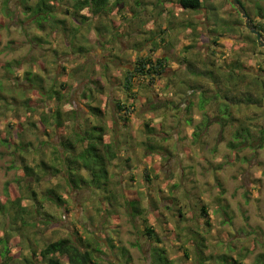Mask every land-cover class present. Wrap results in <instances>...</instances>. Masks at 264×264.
Wrapping results in <instances>:
<instances>
[{
    "label": "rangeland",
    "instance_id": "rangeland-1",
    "mask_svg": "<svg viewBox=\"0 0 264 264\" xmlns=\"http://www.w3.org/2000/svg\"><path fill=\"white\" fill-rule=\"evenodd\" d=\"M34 1L0 0V264H48L42 249L65 237L83 246L99 239L100 264H157L160 258L150 255L159 257L160 246L174 264L206 258L204 264H224L217 256L227 252L243 256L247 264H264L258 261L264 253V55L230 0H204L207 8L198 9H182L176 0H124L108 16L90 17L74 44L71 34L54 31L52 23L38 27L36 15L26 8ZM243 1L253 17L255 7L264 6V0ZM59 16L70 21L64 7ZM102 25L107 30H100ZM209 28L221 33L218 45L214 35L219 33ZM148 54L168 56L172 67L152 84L136 79L135 93L127 92V69ZM190 62L194 65L186 66ZM211 66L218 81L224 71L231 80L244 73L242 82L229 84L231 99L225 101L232 116L225 125L219 99L199 107L198 88H214L205 83L206 73L194 72ZM51 87L58 94L50 98ZM118 100L135 101L134 109L126 115ZM96 107L102 114L93 111ZM53 109H60L65 123L47 132L42 119ZM75 109L76 120L71 118ZM79 123L83 129L104 125L106 142L121 141L122 159L110 165L116 178L138 187L146 166L156 164V185L142 199L160 243L150 241L147 223L131 215L126 198L106 221L95 211L88 185L71 187L65 171L60 175L36 167L41 159L51 162V142L74 138L71 132ZM200 126L198 140L192 134ZM244 127L251 138L244 134V143L231 146ZM149 138L163 147L161 156L139 157ZM129 155L133 159L126 163ZM25 160L41 176L26 174ZM51 189L66 203L49 199ZM19 196L21 207L13 201Z\"/></svg>",
    "mask_w": 264,
    "mask_h": 264
},
{
    "label": "trees",
    "instance_id": "trees-1",
    "mask_svg": "<svg viewBox=\"0 0 264 264\" xmlns=\"http://www.w3.org/2000/svg\"><path fill=\"white\" fill-rule=\"evenodd\" d=\"M26 1V0H22ZM124 0H69L66 3L63 2V0H57L56 2L54 0H35L34 3L27 4V9H31L34 14L35 21L38 23V27L40 29H44L46 24L52 23V25L55 27L54 31L62 29L64 32H68L71 34L73 41H71L73 44L77 43L78 36L80 34L81 27L85 26L86 24H89L91 21L89 18H93V16H108L111 14L118 5L123 2ZM204 0H176L178 5L182 9L186 8H206V6L203 4ZM140 3V2H139ZM62 7L66 10L68 14H70V21L68 22L67 18H63L59 16V13L62 10ZM86 12H85V11ZM249 14H251V9L248 10ZM255 16H257L258 19L262 20L263 22L258 23L257 27L260 29L262 33H264V6H257L255 7ZM73 21V23H72ZM75 24V25H74ZM103 24V23H102ZM105 25H102L99 29H106L104 27ZM114 29L112 28V31ZM212 32H218L216 28H209ZM218 34L214 35V44H219V36L221 35L220 32ZM164 41V39H161ZM215 53V50H213ZM216 60L210 61V64H215ZM190 67L194 65V62H190ZM170 68L169 66V57L162 55V56H153L151 54H148L147 56H144L143 58H140L136 65L133 68L127 69V73L124 79V89L127 92H134V85L136 79H145L148 81L149 84L154 83V81L157 78H161L163 74L168 71ZM219 69V67H218ZM222 69V68H221ZM194 71V70H192ZM214 69H208L205 71H201L198 74H207L210 77L213 76ZM226 76V73L224 74ZM213 79H216V77H212ZM51 92V95L49 97H53L58 92H56L55 88L51 87L49 90ZM136 95V94H134ZM91 98V97H89ZM251 99V98H250ZM117 105L120 109L126 111V115H128L133 109L135 105V101L132 104H127L125 101L118 100ZM129 105V106H128ZM193 105V102L190 103L189 107ZM155 105H153L154 107ZM131 107V108H130ZM102 108L96 107L93 109L97 114H102ZM71 118L76 120L77 119V110H73ZM53 115L52 116H44L42 119V124L45 126V128H48L49 126L54 125V128H59L64 125V121L61 118V111L60 109L52 110ZM223 113V125L227 123V120L230 119L232 114L229 110V105L225 104L222 108ZM225 116V119H224ZM53 117V119H52ZM226 117L229 119L226 120ZM70 118V119H71ZM128 119V116L125 118V120ZM234 119V118H233ZM149 125V124H148ZM204 125H207L206 122H204ZM245 129L239 130L236 137V142H231V146L235 147L238 145H241V143H244L243 137L244 134L248 137L250 135L247 133L248 130L246 127ZM199 129L202 131V126L198 127V131L193 134V136L200 140L199 136ZM72 135L74 138H72L70 135L69 137H65L64 141L61 142V146L63 147V152L58 148V144L51 142L52 145V158L51 162H48L46 159H41L39 163H37L36 167L39 168V171H47V170H53L54 174H62V171L66 172V178L69 180V185L71 187H80L81 185H88L93 191L94 197V207L95 211L98 215H104L106 221L107 219L112 216L113 212L116 211V209H119V201L120 199L125 201V198L128 200L132 213L131 215L140 216L143 217V220L146 224V230L147 235L149 237H153L154 240H157V242L160 243L161 239L157 237L155 234V227L150 223V218L147 212V208L144 209L143 205V199L146 195V190L149 189L152 190L151 187H154L156 183H154L153 179L156 177L158 178V168L154 167L156 164L147 165L145 168L144 176L145 179L144 183H141L136 186H132L128 181L124 179H118L115 177V173H113L110 169V165L113 162V160L122 159L121 154V141H117L118 139L115 138L113 142L105 141V135L106 130L105 126L101 124H94L90 128L82 129L80 127H76L72 132ZM251 138V137H250ZM151 140V138H149ZM122 140H123V134H122ZM152 141V140H151ZM148 141L143 144L144 148L146 149L142 154L139 155V157H145L148 158L149 153H159L160 149L162 150L163 147L160 145L154 144L153 141ZM130 147L129 149H131ZM148 151V152H146ZM136 162H138L137 157H134ZM133 157L131 155L127 156L125 159L126 163H129L130 160H132ZM26 161V160H25ZM23 162V170L26 174H34V175H40L41 172H33L34 166L31 165L30 162ZM57 163H60L62 168H58ZM152 169V170H151ZM85 171V173L82 174L80 171ZM154 173H153V172ZM39 176V177H40ZM132 179H134V176H132ZM129 184V188L126 187L127 184ZM117 187H120V192H118ZM122 187V188H121ZM127 189V190H126ZM30 191V190H29ZM34 192V198L36 199V193L35 190H32ZM49 199H55L57 202H65L62 194H54L52 192V189L49 190L48 195ZM22 196L17 197L16 201H14L17 206L21 207V199ZM97 201L99 202V206L97 208ZM146 201L149 202V198L146 197ZM151 201V200H150ZM154 201H151L153 203ZM101 203V205H100ZM126 203V201H125ZM150 203V202H149ZM202 213L205 215L208 214V209L206 205L202 206ZM152 215V213H151ZM104 221V220H103ZM105 222H103L104 225ZM107 223V222H106ZM106 227V226H105ZM107 228V227H106ZM21 227L17 228L19 231ZM105 233V231H103ZM27 242L30 243L32 238L30 236L26 237ZM109 237L106 238L108 240ZM112 238L109 239V241ZM6 240L4 239L3 242ZM113 242V241H112ZM79 243V244H78ZM87 246L81 245L80 241L77 242V240H74L72 237H65L60 238L56 241H52L48 243L43 249H42V255L47 260L48 264H62V261H66L67 264H100L98 263V259L96 257V253L101 252L100 246H99V239L94 238L93 242H89ZM109 247H115V243L111 246V243L109 242ZM161 250L158 249L159 257H154L155 259H159L157 264H163V262H168L167 264H174L171 259H169L166 256V249L163 246H160ZM9 249V248H6ZM230 249L232 247L230 246ZM160 250V251H159ZM36 251L33 250L32 254ZM7 253V251H6ZM9 253V252H8ZM164 254V255H163ZM187 255V254H186ZM217 259H221V261L224 264H247L244 262L243 256L234 257L233 255L227 253H224L222 255H218ZM210 258H206L205 260L199 261L198 264H204V262ZM264 260V253L259 254L258 261L262 262ZM27 261V260H26ZM156 264V263H155ZM166 264V263H165Z\"/></svg>",
    "mask_w": 264,
    "mask_h": 264
},
{
    "label": "bare ground",
    "instance_id": "bare-ground-1",
    "mask_svg": "<svg viewBox=\"0 0 264 264\" xmlns=\"http://www.w3.org/2000/svg\"><path fill=\"white\" fill-rule=\"evenodd\" d=\"M242 1L243 0H239V2L243 5V7L246 9V11H247V13H248V15H249V17L251 18V20L253 21V23L255 24V26L257 27V24L258 23H261V22H263L262 20H260V19H258L257 18V16H255V13H254V17H253V15H252V13L251 14H249V12H248V10L250 9V7H246L245 6V4H246V2H244V3H242ZM230 2H231V4L233 5V6H235L236 7V9L238 10V8H237V6L235 5V4H233L232 3V1L230 0ZM6 3V2H5ZM207 8V7H206ZM238 12L240 13V15L242 16V18L244 19V23H245V26H246V28L254 35V37H255V39H256V41H257V44H259L258 43V40H257V36L247 27V24H246V22H245V18L243 17V15H242V13L238 10ZM146 25V24H145ZM258 28V27H257ZM259 29V28H258ZM259 31H260V29H259ZM261 32V31H260ZM261 34H262V38L264 39V33H262L261 32ZM259 46L263 49V55H264V47L262 46V45H260L259 44ZM211 47V46H210ZM259 54V53H258ZM258 54H256V55H258ZM223 61V60H222ZM208 63V62H207ZM216 63H218V58H217V61H216ZM209 64V63H208ZM207 64V65H208ZM262 65V63L260 62L259 63V65H258V67L259 66H261ZM169 66L170 67H172L171 66V63H169ZM186 66H190L189 64L188 65H186ZM210 69H215V68H213L212 66H211V68ZM175 71V70H174ZM201 71H203V70H196L195 72H194V74L195 73H199V72H201ZM219 71H220V73H221V69H219ZM190 72H193L192 71V69L190 70ZM253 73H257L258 74V76H260V74H259V72L257 71V70H255V68H253ZM263 73V72H262ZM261 73V74H262ZM218 74H219V72H218ZM222 74H225V71L224 72H222ZM198 75H205V74H198ZM223 77H221V79H220V81L221 82H223V83H221L220 81H218L219 79H213L212 77H208V75L206 76H204L207 80L205 81V83H207V85L208 84H210L211 86H213V90L210 88V86L208 87V88H203V86H201V88L199 89L198 88V90H197V94L198 93H201V95H199L198 94V96H199V107L200 108H203L204 107V105H205V103H206V101H208V99L210 100L211 98H214V99H219L220 100V104H222V105H224V104H226L227 103V101H225V100H230L231 98H230V96H229V94H228V91L230 90V89H232V88H230V86H229V84H234V85H237L238 84V82L240 83V82H242V79H244V73H238L237 74V76L234 78V79H232L231 80V78H229V79H226L224 76L225 75H222ZM209 78H210V80H211V82H210V80H209ZM246 78H247V76H246ZM226 79V80H225ZM220 82V83H219ZM255 83V82H254ZM254 83L253 84H251L250 86H251V89L249 90V91H251L252 89H253V86H254ZM216 84V85H215ZM245 85H247V83L245 84ZM196 88H197V86H194L191 90L192 91H194V90H196ZM190 91V90H189ZM188 91V92H189ZM229 92H231V91H229ZM187 93V92H186ZM189 95L190 96H192V93H189ZM209 96V97H208ZM190 98V97H189ZM222 98H225V99H222ZM80 104V103H79ZM76 105V104H75ZM76 110V109H75ZM73 111V110H72ZM78 112V111H77ZM96 117L98 118V115H96ZM188 121H190V120H188ZM64 123H65V121H64ZM92 125H94V124H92ZM78 127H80V128H82L83 129V125L81 124V123H79V125H78ZM90 128V127H89ZM45 129H47V132L49 131V129L48 128H45ZM196 129H197V127H196ZM47 132H46V135H47ZM193 135V134H192ZM59 147H62L61 146V144H59L58 145V148ZM63 148V147H62ZM64 150V149H63ZM156 155H158V156H161V149H160V151H159V153L157 154L156 153ZM168 159V158H167ZM145 190H146V192H147V190H149V189H147L146 187H145ZM157 192H160L161 193V188H158L157 189ZM34 200H35V198H34ZM151 238V237H150ZM152 240H150V241H156L157 242V240H154V238L152 237L151 238ZM153 247V246H152ZM151 252H152V250H151ZM150 257L152 258V260H154V257L152 256V254L150 255ZM153 263H154V261H153Z\"/></svg>",
    "mask_w": 264,
    "mask_h": 264
},
{
    "label": "water",
    "instance_id": "water-1",
    "mask_svg": "<svg viewBox=\"0 0 264 264\" xmlns=\"http://www.w3.org/2000/svg\"><path fill=\"white\" fill-rule=\"evenodd\" d=\"M233 4H235L238 10L242 13L243 17L245 18V22L247 27L257 36L258 43L264 47V39L262 38V34L259 29L255 26L251 18L249 17L246 9L243 5L239 2V0H231Z\"/></svg>",
    "mask_w": 264,
    "mask_h": 264
},
{
    "label": "crops",
    "instance_id": "crops-1",
    "mask_svg": "<svg viewBox=\"0 0 264 264\" xmlns=\"http://www.w3.org/2000/svg\"><path fill=\"white\" fill-rule=\"evenodd\" d=\"M117 9V8H116ZM159 24H161V23H159ZM163 28V30H165V27H162ZM160 31H161V29H160ZM164 32V31H163ZM158 45V44H157ZM156 46V45H155ZM157 47V46H156ZM158 52V51H157ZM159 53V52H158ZM253 99V98H252ZM253 105L254 104H257V102H255V100H253V103H252ZM260 104V103H259ZM225 105V104H224ZM222 108H223V105L222 104H220V109L222 110ZM229 108H230V106H229ZM224 119H225V117H224ZM226 119H229L228 117H226Z\"/></svg>",
    "mask_w": 264,
    "mask_h": 264
},
{
    "label": "flooded vegetation",
    "instance_id": "flooded-vegetation-1",
    "mask_svg": "<svg viewBox=\"0 0 264 264\" xmlns=\"http://www.w3.org/2000/svg\"><path fill=\"white\" fill-rule=\"evenodd\" d=\"M242 3H244V2L242 1ZM245 6H246L247 8L249 7V6H248V5H246V4H245Z\"/></svg>",
    "mask_w": 264,
    "mask_h": 264
}]
</instances>
